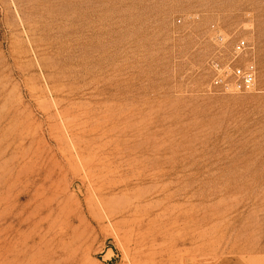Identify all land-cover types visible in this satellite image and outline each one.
<instances>
[{
  "label": "rangeland",
  "instance_id": "374dc122",
  "mask_svg": "<svg viewBox=\"0 0 264 264\" xmlns=\"http://www.w3.org/2000/svg\"><path fill=\"white\" fill-rule=\"evenodd\" d=\"M0 264H264V0H0Z\"/></svg>",
  "mask_w": 264,
  "mask_h": 264
},
{
  "label": "built area",
  "instance_id": "2783aa9c",
  "mask_svg": "<svg viewBox=\"0 0 264 264\" xmlns=\"http://www.w3.org/2000/svg\"><path fill=\"white\" fill-rule=\"evenodd\" d=\"M253 49L254 47L248 45L246 41L239 40L236 43L234 51L238 55L242 54L254 58ZM253 60L246 65L233 66L232 64H228L217 67V73L212 81V85L220 90L237 93L254 91L257 84V74Z\"/></svg>",
  "mask_w": 264,
  "mask_h": 264
}]
</instances>
